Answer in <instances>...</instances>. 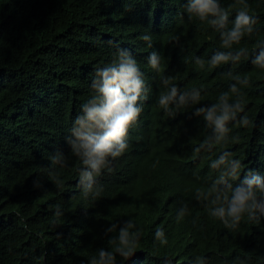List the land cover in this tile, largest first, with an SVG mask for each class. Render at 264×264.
Segmentation results:
<instances>
[{
  "label": "trees",
  "instance_id": "obj_1",
  "mask_svg": "<svg viewBox=\"0 0 264 264\" xmlns=\"http://www.w3.org/2000/svg\"><path fill=\"white\" fill-rule=\"evenodd\" d=\"M185 2L0 0V264H88L97 249L109 247L106 227L128 218H134L141 240L125 264H165L167 259L189 264L200 255L211 264H231L237 256L264 264V221L259 226L243 222L229 231L195 200V189L214 175L208 156L219 154L201 158L193 151L208 135L204 121L191 109L169 119L155 104L163 75L175 76L181 87H202L203 104L228 90L229 71L248 76L245 107L254 126L234 127L239 139L226 150L246 170L264 173V70L250 58L234 68H199L194 57L207 59L220 49L219 34L179 16ZM221 2L233 19L239 0ZM247 4L258 17L256 31L234 47L251 53L264 41V0ZM144 30L153 36L151 50L164 57L159 73L145 65L151 50L139 40ZM117 44L141 63L152 92L139 124L130 130L128 152L114 173L101 178L104 193L85 201L76 186L77 160L62 172L63 189L41 171L57 148L70 152L64 136L88 98L93 68L110 61ZM181 200L190 212L177 219ZM57 202L64 215L54 224L50 205ZM158 226L166 231V246L154 243Z\"/></svg>",
  "mask_w": 264,
  "mask_h": 264
},
{
  "label": "clouds",
  "instance_id": "obj_2",
  "mask_svg": "<svg viewBox=\"0 0 264 264\" xmlns=\"http://www.w3.org/2000/svg\"><path fill=\"white\" fill-rule=\"evenodd\" d=\"M241 7L230 20V11L221 0H186L181 17L189 21L196 20L219 34L220 49L207 59L194 57L199 68H217L231 64L236 67L241 59L251 60V64L264 70V41L258 42L251 53L246 47H234L241 44L246 36H251L258 22V17L250 14L247 0H239ZM139 40L147 49H153V36L148 30L139 35ZM180 37H175L179 44ZM183 49V45H180ZM164 57L162 53L151 50L146 57V67L159 73ZM228 90L221 91L214 103L203 104L202 87H181L176 77L163 75L159 82V94L155 104L169 119L188 109L201 118L208 135L193 149L204 158L206 154L219 151L214 158L208 156L209 168L214 175L206 178L201 187L195 189V200L206 209L207 214L218 220L229 231H237L243 222L261 225L264 221V173L247 168L242 160L226 150L230 141L239 137L233 128L248 129L254 121L246 111V93L250 86L248 76H241L229 71ZM88 98L81 104L80 111L73 118L64 136L70 149L68 155L57 148L49 154V166L42 169L57 189L64 188L62 172L70 167V161L77 160V188L85 201L99 199L105 191L101 178L116 171L115 165L130 148V130L135 128L144 112L145 102L149 100L152 88L142 65L126 48L115 46L110 61L93 68L88 84ZM199 105V106H198ZM197 179L199 177L197 176ZM54 224H59L64 215L62 203L50 205ZM190 212L188 203L179 202L177 219ZM111 234L109 247L96 250L88 264H125L140 245L141 231L134 218L122 223H111L105 229ZM154 243L159 246L168 244L164 227L158 226L153 233ZM165 264H174L167 259ZM189 264H211L207 256H195ZM225 264H229L225 261ZM231 264H248L247 257L237 256Z\"/></svg>",
  "mask_w": 264,
  "mask_h": 264
},
{
  "label": "bare ground",
  "instance_id": "obj_3",
  "mask_svg": "<svg viewBox=\"0 0 264 264\" xmlns=\"http://www.w3.org/2000/svg\"><path fill=\"white\" fill-rule=\"evenodd\" d=\"M164 52V51H163Z\"/></svg>",
  "mask_w": 264,
  "mask_h": 264
}]
</instances>
